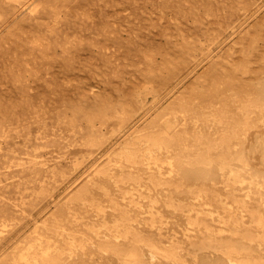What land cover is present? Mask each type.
<instances>
[{
  "label": "rangeland",
  "instance_id": "374dc122",
  "mask_svg": "<svg viewBox=\"0 0 264 264\" xmlns=\"http://www.w3.org/2000/svg\"><path fill=\"white\" fill-rule=\"evenodd\" d=\"M246 247L264 261V0H0V264Z\"/></svg>",
  "mask_w": 264,
  "mask_h": 264
},
{
  "label": "bare ground",
  "instance_id": "6f19581e",
  "mask_svg": "<svg viewBox=\"0 0 264 264\" xmlns=\"http://www.w3.org/2000/svg\"><path fill=\"white\" fill-rule=\"evenodd\" d=\"M248 206V205H247ZM250 206V205H249ZM256 209H261V207H257ZM248 214V213H247ZM246 214V215H247ZM261 241V240H260ZM253 246V245H252ZM252 247H246V260H241V261H237L235 262V264H264V261L260 260V261H256L253 259H250V257L254 256V253L251 250ZM135 249V248H134ZM256 254V253H255ZM50 253L48 252V250H44L42 252L41 257H47L49 258ZM22 256L25 257V255L23 254Z\"/></svg>",
  "mask_w": 264,
  "mask_h": 264
}]
</instances>
